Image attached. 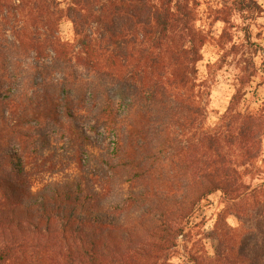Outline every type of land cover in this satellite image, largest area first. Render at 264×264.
Segmentation results:
<instances>
[{
	"label": "trees",
	"instance_id": "obj_1",
	"mask_svg": "<svg viewBox=\"0 0 264 264\" xmlns=\"http://www.w3.org/2000/svg\"><path fill=\"white\" fill-rule=\"evenodd\" d=\"M197 7L0 0V264H172L216 193V250L197 240L192 262L264 264V114L238 112V90L207 125Z\"/></svg>",
	"mask_w": 264,
	"mask_h": 264
},
{
	"label": "rangeland",
	"instance_id": "obj_2",
	"mask_svg": "<svg viewBox=\"0 0 264 264\" xmlns=\"http://www.w3.org/2000/svg\"><path fill=\"white\" fill-rule=\"evenodd\" d=\"M70 0H57L61 8H66ZM198 4L197 24L208 37L202 49L203 59L197 64L199 82L202 83V101L205 103L207 125H213L229 107L233 95H242L237 111L243 114H264V0H255L259 8L253 12L232 9L224 15V5L231 8L228 0H195ZM221 12V13H219ZM12 17V14H8ZM30 10H18L17 19H28ZM219 18V20H218ZM59 36L73 43L74 28L71 21L63 18ZM102 139V137H100ZM112 139L108 138L106 144ZM259 176L255 184L264 181V137L262 152L257 161ZM224 207L219 193L211 195L201 204L194 224L192 240L179 237V245L174 249L172 264H194L189 253L192 243L199 242L203 251L212 255L217 242L209 238V232L217 221V214ZM227 223L237 227L234 216L227 217ZM197 249V248H196ZM202 253V250H199Z\"/></svg>",
	"mask_w": 264,
	"mask_h": 264
}]
</instances>
